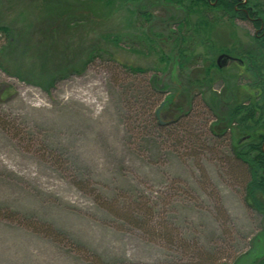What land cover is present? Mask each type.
<instances>
[{
	"label": "rangeland",
	"instance_id": "rangeland-1",
	"mask_svg": "<svg viewBox=\"0 0 264 264\" xmlns=\"http://www.w3.org/2000/svg\"><path fill=\"white\" fill-rule=\"evenodd\" d=\"M142 3L150 21L130 0H0V264L264 257V215L234 157L239 128L214 126L245 82L240 62L221 60L222 76L199 83L222 49L251 47L260 30L242 19L204 28L183 70L160 60L174 55L171 40L151 52L132 42L167 36L184 13Z\"/></svg>",
	"mask_w": 264,
	"mask_h": 264
},
{
	"label": "trees",
	"instance_id": "trees-1",
	"mask_svg": "<svg viewBox=\"0 0 264 264\" xmlns=\"http://www.w3.org/2000/svg\"><path fill=\"white\" fill-rule=\"evenodd\" d=\"M103 1L109 5L116 0ZM130 1L140 5L135 13L144 17L146 21H150L152 14L148 11V7L142 3L143 0ZM151 1L153 4L164 2L177 7L184 13L179 20L175 21L176 26L170 29L167 36L161 33L141 32L139 36L135 37L138 41L132 42L133 46H142L151 52L159 48L160 42L164 43L171 40L175 49L174 55L162 54L160 57L166 66L173 60L180 69H187L192 59L195 43H206L208 40L201 33L204 28H211L214 24L224 20L230 23L237 19L250 21L254 27L260 30V34L256 36L255 45L221 50L231 55L234 58L233 62H240L238 68L241 70L245 82L236 85V89H233V95H227L225 101L230 107L228 114L225 119L218 118L214 126L221 128V134H226L228 129L232 130V126L239 128L241 137L240 142L234 145V157L248 171L246 192L249 205L264 215V8L260 6L258 1L253 0ZM80 3L83 4V1ZM195 14L199 15L196 20H193ZM73 16L77 17L78 15ZM1 30L6 31L5 28ZM105 39L118 46L121 43L127 45L129 41L126 36L113 34L106 36ZM94 53V49L89 52L90 55ZM213 68L214 70H212ZM130 69L133 72H146V69L142 67L130 66ZM223 72L224 69L212 61L206 68L205 77L199 83L205 82L212 85L217 80L216 76H222ZM223 78L225 79V77ZM241 93H244V100L239 99ZM174 97L171 96V99H168L169 103L174 101ZM214 97L216 96L214 95ZM231 98L233 99L232 102L229 101ZM189 114L188 111L185 116ZM155 119L156 124H160L156 116ZM178 120L175 119L174 125ZM221 122L225 123L224 127L220 124ZM207 256L210 258L211 254L210 256L207 254ZM257 264H264V257Z\"/></svg>",
	"mask_w": 264,
	"mask_h": 264
},
{
	"label": "water",
	"instance_id": "water-1",
	"mask_svg": "<svg viewBox=\"0 0 264 264\" xmlns=\"http://www.w3.org/2000/svg\"><path fill=\"white\" fill-rule=\"evenodd\" d=\"M228 59H233L230 55H228V54H222V55H220L219 57H218V65H219V67H221L222 65L220 64V62H221V60L223 61V62H225V61H227ZM165 105V102H163L162 103V105H161V107L157 110V116H159V112H160V110H161V108L163 107ZM159 123L160 124H164V122L163 121H161V120H159Z\"/></svg>",
	"mask_w": 264,
	"mask_h": 264
}]
</instances>
